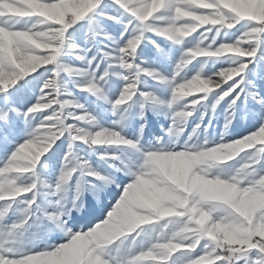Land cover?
I'll return each mask as SVG.
<instances>
[{"label": "snow or ice", "instance_id": "6c2138e0", "mask_svg": "<svg viewBox=\"0 0 264 264\" xmlns=\"http://www.w3.org/2000/svg\"><path fill=\"white\" fill-rule=\"evenodd\" d=\"M0 264H264V0H0Z\"/></svg>", "mask_w": 264, "mask_h": 264}, {"label": "rangeland", "instance_id": "374dc122", "mask_svg": "<svg viewBox=\"0 0 264 264\" xmlns=\"http://www.w3.org/2000/svg\"><path fill=\"white\" fill-rule=\"evenodd\" d=\"M112 195H114V193ZM112 195L107 193L103 194L102 201L105 206H107L108 201L112 199ZM99 207L100 206L96 201L90 199L88 209L83 214L78 213L77 216L83 215L84 220L82 223H87L93 216L99 218L102 215V213L97 210Z\"/></svg>", "mask_w": 264, "mask_h": 264}]
</instances>
